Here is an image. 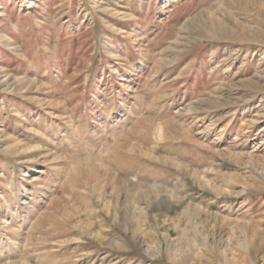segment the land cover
Masks as SVG:
<instances>
[{"label":"rangeland","instance_id":"obj_1","mask_svg":"<svg viewBox=\"0 0 264 264\" xmlns=\"http://www.w3.org/2000/svg\"><path fill=\"white\" fill-rule=\"evenodd\" d=\"M0 264H264V0H0Z\"/></svg>","mask_w":264,"mask_h":264},{"label":"bare ground","instance_id":"obj_2","mask_svg":"<svg viewBox=\"0 0 264 264\" xmlns=\"http://www.w3.org/2000/svg\"><path fill=\"white\" fill-rule=\"evenodd\" d=\"M212 18V17H211ZM216 19H217V17H216ZM214 20V19H213ZM218 20V19H217ZM218 21H220V20H218ZM223 26H224V23H221V22H217V24H215V28L217 27V28H223ZM225 27V26H224ZM221 33V32H220Z\"/></svg>","mask_w":264,"mask_h":264}]
</instances>
